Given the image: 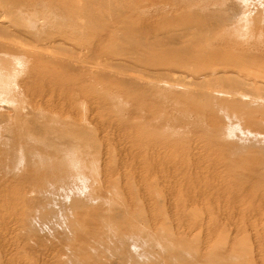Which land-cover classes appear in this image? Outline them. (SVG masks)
Returning a JSON list of instances; mask_svg holds the SVG:
<instances>
[{"label": "rangeland", "instance_id": "1", "mask_svg": "<svg viewBox=\"0 0 264 264\" xmlns=\"http://www.w3.org/2000/svg\"><path fill=\"white\" fill-rule=\"evenodd\" d=\"M0 264H264V0H0Z\"/></svg>", "mask_w": 264, "mask_h": 264}, {"label": "bare ground", "instance_id": "2", "mask_svg": "<svg viewBox=\"0 0 264 264\" xmlns=\"http://www.w3.org/2000/svg\"><path fill=\"white\" fill-rule=\"evenodd\" d=\"M60 67V66H59ZM240 97V96H239ZM160 128H161V126H160Z\"/></svg>", "mask_w": 264, "mask_h": 264}]
</instances>
